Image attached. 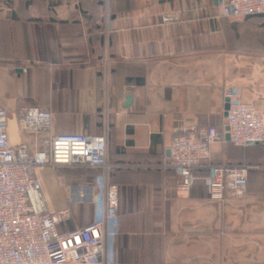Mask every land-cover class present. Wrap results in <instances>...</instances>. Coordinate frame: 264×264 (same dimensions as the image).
<instances>
[{
  "label": "crops",
  "instance_id": "0c3cea01",
  "mask_svg": "<svg viewBox=\"0 0 264 264\" xmlns=\"http://www.w3.org/2000/svg\"><path fill=\"white\" fill-rule=\"evenodd\" d=\"M222 0H0V107L13 144L18 113L53 114L49 135H107L110 182L119 188L113 264H264V144L226 140V93L264 112V16L225 17ZM163 16L176 21L164 23ZM224 132L178 189L169 161L175 136ZM249 167L236 196L219 168ZM38 171L52 211L70 209L68 233L93 206L69 204L65 186L97 170ZM87 210L77 219L74 209ZM84 208V209H83Z\"/></svg>",
  "mask_w": 264,
  "mask_h": 264
},
{
  "label": "built area",
  "instance_id": "2783aa9c",
  "mask_svg": "<svg viewBox=\"0 0 264 264\" xmlns=\"http://www.w3.org/2000/svg\"><path fill=\"white\" fill-rule=\"evenodd\" d=\"M225 17L264 16V0H222ZM163 16L162 22L176 21ZM227 133L236 147L264 144V112L243 102L233 92L226 93ZM8 110L0 107V264H113L109 241L119 229V188L110 182L120 168L109 160L107 135H49L53 114L49 109L27 107L18 113V129L24 139L11 145ZM224 132L203 126L174 137L169 161L162 167L174 170L178 189L190 193L194 172L210 158L213 144ZM61 166L77 170H97L94 183L65 186L68 202L93 206L90 225L61 233L60 225L72 221L70 209L52 211L45 198L38 171ZM225 186L236 196L245 193L249 167L219 168Z\"/></svg>",
  "mask_w": 264,
  "mask_h": 264
},
{
  "label": "rangeland",
  "instance_id": "374dc122",
  "mask_svg": "<svg viewBox=\"0 0 264 264\" xmlns=\"http://www.w3.org/2000/svg\"><path fill=\"white\" fill-rule=\"evenodd\" d=\"M9 119H10V117H9ZM17 144L18 143H16V144L11 143V145H17ZM68 171H70V172H80L81 170H77V169L69 170L68 169ZM73 209H74L73 213H74L76 219H77V217L79 216L80 213H82V214L87 213V210H83L84 212H82L79 209H76V208H73ZM86 224H87V221L84 218H82V219H80V221H78V225H80V226H85Z\"/></svg>",
  "mask_w": 264,
  "mask_h": 264
},
{
  "label": "water",
  "instance_id": "95a60500",
  "mask_svg": "<svg viewBox=\"0 0 264 264\" xmlns=\"http://www.w3.org/2000/svg\"><path fill=\"white\" fill-rule=\"evenodd\" d=\"M228 108H229V101L227 100L226 103H225V111H226L225 112V116H226V113H227ZM226 130L228 131V127L226 128ZM226 140H228V141L230 140L229 134H227ZM249 145H252V144H249ZM254 145H260V144L259 143H256Z\"/></svg>",
  "mask_w": 264,
  "mask_h": 264
},
{
  "label": "trees",
  "instance_id": "16d2710c",
  "mask_svg": "<svg viewBox=\"0 0 264 264\" xmlns=\"http://www.w3.org/2000/svg\"><path fill=\"white\" fill-rule=\"evenodd\" d=\"M86 214V213H85ZM94 215H95V211H94Z\"/></svg>",
  "mask_w": 264,
  "mask_h": 264
}]
</instances>
